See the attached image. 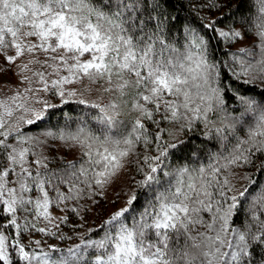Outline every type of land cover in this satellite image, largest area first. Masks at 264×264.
I'll list each match as a JSON object with an SVG mask.
<instances>
[{
	"label": "snow or ice",
	"instance_id": "1",
	"mask_svg": "<svg viewBox=\"0 0 264 264\" xmlns=\"http://www.w3.org/2000/svg\"><path fill=\"white\" fill-rule=\"evenodd\" d=\"M251 3L239 31L204 25L251 40L225 63L196 29L175 34L169 0H0V57H29L25 86L0 94V264H264V184L232 182L264 172V0ZM55 109L62 124L25 131ZM197 129L216 142L203 158L183 138ZM129 165L123 206L78 243L31 239H70L51 209L79 215Z\"/></svg>",
	"mask_w": 264,
	"mask_h": 264
},
{
	"label": "trees",
	"instance_id": "2",
	"mask_svg": "<svg viewBox=\"0 0 264 264\" xmlns=\"http://www.w3.org/2000/svg\"><path fill=\"white\" fill-rule=\"evenodd\" d=\"M215 4V7L211 5ZM237 6L240 7L239 12ZM168 15L176 18L174 21V32L178 36L179 29L184 26H188L196 29L201 35H204L209 41V48L213 53V58L218 62H229V53H239L238 49L234 48L233 41L224 40L220 38L216 32L204 27L205 24L211 21H216L217 26L220 29H232L239 27L243 22L241 13L252 16L255 14L256 9L252 5L251 0H169ZM223 79V77H222ZM227 84L228 81L225 80ZM236 88H240V85L235 84ZM243 91V89H241ZM259 99V97H256ZM75 108V105H72ZM56 116L45 125L44 128H38L36 125L25 126V131L31 129L30 134L41 133L47 128H51L52 125L63 122L60 114V109H55ZM64 111H68V107L65 106ZM184 139L190 141L188 150L196 149L198 154H203L201 158L206 157L211 151H215L216 142L213 140H204L201 135V129H197L194 132L187 133ZM188 150L184 153L185 156L188 154ZM142 151V149L140 150ZM57 156V162H59V154ZM179 155V153H178ZM195 159V157H193ZM68 159V157H67ZM134 159V158H133ZM71 160V159H69ZM180 161H177L179 163ZM258 166L260 161H255ZM55 167V164L51 165ZM131 169V170H130ZM247 172V175L257 180L259 183L264 184V172H258L255 167L237 168ZM234 171H236L234 169ZM135 175L134 166L129 165L127 168V180L123 184L117 185L115 188L116 194L112 192V189L106 187L100 194L95 196L94 201H80L83 205L79 209V215L75 212L67 211L68 221L67 224H63L66 229V236L70 239L66 240H78L77 237L82 234L85 229H93L99 225L104 219H106L112 212L123 206V190L129 186L131 177ZM139 178L138 176L136 177ZM247 181L244 180V185ZM109 190V192L107 191ZM119 190V191H118ZM123 191V192H122ZM119 200L117 201V197ZM114 201H117L114 203ZM73 205L69 204V208ZM83 225V227H81ZM95 235V233H93ZM66 240H59V246L65 247Z\"/></svg>",
	"mask_w": 264,
	"mask_h": 264
},
{
	"label": "rangeland",
	"instance_id": "3",
	"mask_svg": "<svg viewBox=\"0 0 264 264\" xmlns=\"http://www.w3.org/2000/svg\"><path fill=\"white\" fill-rule=\"evenodd\" d=\"M236 30H241L239 27L235 28ZM224 31H229V29H222ZM234 48L240 50L241 48L249 47L251 45V40H245V41H235ZM29 57H21L16 61L15 64L8 65L4 62L3 58L0 57V94H11V90H14L17 87H20L21 89L25 86L20 83L22 76L18 75V65H21L22 63H27V60ZM31 73H25V75H30ZM53 103H56L57 101L55 99L52 100ZM31 135H40V133H34ZM68 151L64 146L60 144L59 141H53L49 140L48 144L44 148V152L46 155H53V154H59L60 156ZM72 156H68V159H72ZM235 176L232 178V182L241 190L244 186V179H242V176L247 172L241 170V169H235ZM127 180V169H125L115 180L112 184L108 186L109 189H112V192L116 194L115 188H117V185L123 184V182ZM128 187H126L123 191H126ZM109 192V190L107 189ZM119 191V190H118ZM122 191V192H123ZM110 193V192H109ZM52 215L55 218H59L61 216L66 215L67 212H61L59 209L53 208L51 209ZM40 226H44L43 223H41ZM53 231H56V229H53ZM60 232H62L66 236V229L63 227V224L60 226ZM28 235L24 237V242L28 243ZM31 239L34 240H41L42 242L46 241L48 244H56L59 246V240L57 237H42L39 233L31 234ZM74 243H78V240H66L65 247L72 245Z\"/></svg>",
	"mask_w": 264,
	"mask_h": 264
}]
</instances>
